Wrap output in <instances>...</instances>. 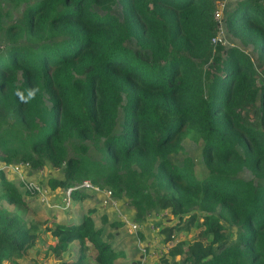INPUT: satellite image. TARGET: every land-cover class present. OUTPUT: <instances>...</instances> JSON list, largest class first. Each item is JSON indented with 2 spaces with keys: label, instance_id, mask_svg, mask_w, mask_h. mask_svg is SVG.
<instances>
[{
  "label": "trees",
  "instance_id": "1",
  "mask_svg": "<svg viewBox=\"0 0 264 264\" xmlns=\"http://www.w3.org/2000/svg\"><path fill=\"white\" fill-rule=\"evenodd\" d=\"M10 1L26 7L6 26L0 3V162L50 164L61 176L48 179L49 190L89 180L127 200L136 221L168 210L178 221L162 230L171 244L162 264H264V80L247 52L212 42L216 0ZM225 24L264 67V0H238ZM188 128L202 142L200 181L192 158H170L185 152ZM8 173L0 171V202L33 216ZM93 211L40 229L0 204V264H23L42 231L56 264H117L123 253ZM185 220L197 237L175 240Z\"/></svg>",
  "mask_w": 264,
  "mask_h": 264
},
{
  "label": "rangeland",
  "instance_id": "2",
  "mask_svg": "<svg viewBox=\"0 0 264 264\" xmlns=\"http://www.w3.org/2000/svg\"><path fill=\"white\" fill-rule=\"evenodd\" d=\"M237 1L238 0H216L217 9L222 11L223 15L225 17L227 12L231 8V6L236 4ZM0 3L2 5L3 11L5 12V18L3 19V21H4V24L6 26H8L10 23L21 22L22 14H23V11L26 7V4H22L19 9L15 10L12 7V3L10 0H0ZM112 13L121 18V16H122L121 15V7L119 4H116L113 7ZM220 26L221 27H220V31H219V38L221 40V43L225 47L237 46V47L241 48L243 51L247 52L255 62V67L257 68V70L259 72L260 80H264V67L258 63L257 58H256V54L253 52L251 47L250 46H243L242 44H240V42L238 40L232 38L226 31V24H224L223 19L221 20ZM127 46L133 50L136 49L134 41H128ZM6 47H7L6 42L2 41L0 43V52H3ZM121 117H122V113L120 112L119 118H118L117 129L119 128V124L121 123ZM183 145L185 147V152L171 155L170 156L171 160L174 161L175 163H178L179 165H181L183 157L186 155L189 156L195 162L194 163L195 165L192 168V174H193L195 180L196 179L198 181L203 180L207 175V169L205 168V166L202 162V157H201L202 142L200 139L197 138V135L193 131V129H191V128L187 129V135H186L185 139L183 140ZM89 154L95 159L100 157V153L96 152L93 148L90 149ZM23 173L26 175L25 181H27V180L32 181L36 184H39V186L41 188H44V189H49V188H47L48 187L47 181L49 178L61 176V171L53 168L50 164H45L43 167L37 168V169H32L29 165V167L23 168ZM241 176L243 178H249V177L251 178L250 173L247 171L243 172V174H241ZM7 178H9L12 183L15 182V184L19 186L20 192L25 193L27 195L26 191L27 192H29V191L26 190L25 187H23V184L20 182L21 179L17 175L9 173ZM33 195L34 194H31V196H33ZM89 199H91L92 201L89 205H85L86 208H90V207H92V205L96 206L98 204V202L96 200L92 199L91 197H89ZM25 200H26V198H25ZM119 201H120V203H119L120 205H118V207H115V210L117 211L118 214L116 215L114 213V211H110V217L115 219V218H117L118 215H120L121 218L123 219V221L125 222V224L129 223L134 218L133 217L134 212L130 210L131 208L128 205L127 200L122 198ZM27 202H28L29 208H31L30 210L34 213L33 216L30 213H27L28 209L24 210L18 206L8 205L4 200H2L0 202V204H3L4 207H6L9 211H12L14 213L19 214L21 217L25 218L26 221H30V223H32V222L37 223L38 225H40V229L43 228L42 222L44 220L50 219L51 221L52 220L56 221V219H55L56 214L54 213V211H52L53 212L52 213L51 209H49L48 203L50 201H41L38 196L34 195V197L30 198L29 201H27ZM54 210H57V212L59 214H62L65 212V211H61L64 209L57 208V207H55ZM104 210L105 209H103V211ZM103 211L100 210V212H103ZM50 213H52V214L50 215ZM31 218H33L34 220H32ZM147 219H148L149 224L151 226L149 233H151V236H152V239L154 240V242H155V239L157 240L155 242V244L157 245L155 250L157 252H156V256L154 257L153 260H156L158 262V264H162L160 262L162 261V258H164L165 252L168 249V246H166V244H165V235L162 232V230L166 226L176 224L178 220L176 217L172 216L168 212V210H160V209L153 211L147 217ZM79 220H80V218L75 219L71 222L72 223H78ZM226 226L228 228L229 240L233 241L235 229L229 225H226ZM109 230H110V228H105V232H107ZM198 231H199V228H197L194 224H190L189 221L185 220L182 227L178 231L177 230L174 231V238H175V240L176 239L177 240H185L186 239V240L192 241L197 237ZM135 235H136V237L139 238L140 233H136ZM135 235H133L132 237H129V240L134 241V239H135V241H137L138 238H136ZM39 237H42V238L37 241L35 247H33L27 253L26 257L21 260V263L32 264L31 262H35V264H56V262L52 258H50L49 255L47 254L48 246L52 241L51 237H49V235L43 231L40 233ZM118 245H119L118 243H114V246L117 249V252L123 253L121 250L118 249ZM140 248H141V246H140ZM159 249H161V250L159 251ZM75 250H76V248H75ZM141 250L145 254V250L143 247L141 248ZM134 252L136 253V250H134ZM120 257L121 258L124 257V253H123V255H120ZM138 257L142 261L145 259V257L143 255L141 256L138 254ZM70 258H74V255L72 253H70L68 259H70ZM177 258H179V257H177ZM125 260L126 259H121L120 262L122 264H125L124 263V262H126ZM128 264H131V261H129ZM152 264H153V262H152Z\"/></svg>",
  "mask_w": 264,
  "mask_h": 264
},
{
  "label": "crops",
  "instance_id": "3",
  "mask_svg": "<svg viewBox=\"0 0 264 264\" xmlns=\"http://www.w3.org/2000/svg\"><path fill=\"white\" fill-rule=\"evenodd\" d=\"M48 188V187H47ZM48 190V194L46 197L45 201H50L48 203L49 205V209H51V212L54 211V213L56 214V221L57 222H62V223H72L71 221L80 218V220L78 221V223L81 222L82 218L88 214V210L89 208H86L85 205H89L91 203V199H89V197H86L82 200H72L71 204L69 207L65 208L64 210L61 211H65L62 214H59L57 212V210H54V206H52L53 204L56 203H61L65 197V193L64 191H60V190ZM27 193V192H26ZM88 194H90L92 197V199L96 200L98 202V204L96 206L92 205L94 211L91 213V217L94 219L95 221V225L97 227H103V228H109V222L113 220L112 217H110V211H114V213L117 215V211L115 210V207H118V205H120V199L122 198H116V197H111L110 200L106 203V194L104 191H99V192H86ZM30 194V193H29ZM27 193V195L25 193H22V196L25 200L26 198V202L29 201L30 198L35 196H38V194H34L33 196H31V194L29 195ZM40 198V197H39ZM41 200V198H40ZM43 201V200H41ZM28 203V202H27ZM131 208V207H130ZM103 209H105L103 211ZM100 210H102L103 212H100ZM131 211L134 212V210L131 208ZM53 213V212H52ZM50 213V215L52 214ZM104 215V217L102 218V216ZM134 215V213H133ZM106 217V218H105ZM135 217V215L133 216ZM107 220V221H106ZM115 220H120L123 222V225L118 228L117 230H111V233L113 234V238H112V243H113V247L114 243H118V249L121 250L124 253V257H118L116 260L117 264H122L120 262L121 259H126L124 262L125 264H128L129 261H131V264H157L155 261L153 260L154 257L156 256V244L155 242L157 241L155 239H152L151 233H149L150 231V224L148 219L144 220V221H136L135 218H133L129 223H126L123 221V219L121 218L120 215L117 216V218H115ZM78 223H73V224H78ZM136 225V230L132 229V225ZM136 233H140L142 238H138L136 237ZM150 234V235H149ZM133 235H135L137 239V241H130L129 237H132ZM52 240V238H51ZM52 242V241H51ZM143 247L145 250V254L144 252L141 250V248ZM72 249L75 248V243L72 244ZM117 250V249H116ZM134 250H136V253L134 252ZM161 249H159L160 251ZM158 251V252H159ZM73 252V250H72ZM137 254V255H136ZM139 255H143L145 257V259L142 261L139 257ZM178 259V258H176Z\"/></svg>",
  "mask_w": 264,
  "mask_h": 264
},
{
  "label": "built area",
  "instance_id": "4",
  "mask_svg": "<svg viewBox=\"0 0 264 264\" xmlns=\"http://www.w3.org/2000/svg\"><path fill=\"white\" fill-rule=\"evenodd\" d=\"M217 9V5L215 6V11H214V19L218 22L219 24V29H218V33L216 35L215 38L212 39V42L214 44H216L217 42H221L220 38H219V31H220V23L221 20L223 19V22L225 24V17L223 15V12ZM25 167H29L28 163H24V162H15V163H11V164H5L3 162H0V171H4L5 173L9 172L12 173L14 175H17L20 179H21V183L23 184V187H25L26 190H28L30 194H38L39 197L41 198V200L45 201L47 194H48V190L41 188L39 186V184H36L32 181H25L26 175L23 173V168ZM8 173V174H9ZM84 191V192H99V191H104L106 194V203L110 200L111 193L108 189H101L95 185L92 184L91 181L89 180H84L82 181L80 184H75L72 187H69L66 189L65 193V197L63 199V201L61 203H56L53 204L52 206L57 207V208H61V209H65L67 207L70 206L72 200H71V192L72 191ZM136 225H132V229L136 230ZM171 244H168V246H170Z\"/></svg>",
  "mask_w": 264,
  "mask_h": 264
}]
</instances>
